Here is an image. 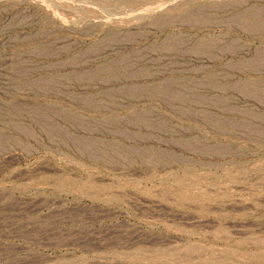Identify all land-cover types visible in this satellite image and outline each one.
Wrapping results in <instances>:
<instances>
[{
  "label": "rangeland",
  "instance_id": "374dc122",
  "mask_svg": "<svg viewBox=\"0 0 264 264\" xmlns=\"http://www.w3.org/2000/svg\"><path fill=\"white\" fill-rule=\"evenodd\" d=\"M0 264H264V0H0Z\"/></svg>",
  "mask_w": 264,
  "mask_h": 264
}]
</instances>
